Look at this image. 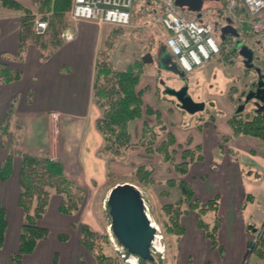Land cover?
<instances>
[{"label":"crops","instance_id":"0c3cea01","mask_svg":"<svg viewBox=\"0 0 264 264\" xmlns=\"http://www.w3.org/2000/svg\"><path fill=\"white\" fill-rule=\"evenodd\" d=\"M19 1L26 8L37 12L34 5L30 4V0ZM21 14L20 11L0 6V61H5L23 73L22 79L16 83L4 84L0 81V121L5 118L10 110L11 101L15 99L14 114L24 120L25 126L23 148L32 152L47 151L53 159L61 160L68 177L88 191L95 186L102 187L108 178V165L106 160L99 156L103 138L97 129L96 121L101 111L93 102V90L96 61L103 45L104 28L94 22H76L71 31L74 38L66 40L47 60L42 59L41 51L35 44L28 46L24 60H6L2 55L16 56L19 52ZM156 82V79L152 83L147 82L142 76L138 89L144 91L145 103L161 113L164 127L176 135L179 148H186L179 143L180 137L172 127V120L179 115L177 103L161 96ZM232 113L228 114L222 132L229 137L233 134L228 123ZM144 119L151 124L156 123L154 116H146ZM142 125L143 120L130 125L135 143L142 137ZM209 125L210 123L206 124V129L210 128ZM52 138L56 139V142L53 143ZM223 138L211 129L204 133L202 138L204 140H199L198 137L195 142L209 150L217 148L218 169L213 177H208L207 169L211 167L210 165L206 167L207 163L204 160L194 162L185 179L192 184L196 197L202 200L210 199L217 194L221 197L219 215L222 226L218 239L226 247L227 254L222 258L217 251L212 250L217 254V264H258L261 260L255 254H248L254 234H249L247 226L250 225L254 231L261 230L248 222V214L254 202L248 203L245 209L241 207L248 193L254 198L251 181L248 184L245 175L249 163L237 159L240 155L237 142L242 137L231 138L228 142H224ZM243 151L254 152L251 149ZM243 151L240 150V153ZM8 153L9 147L2 145L0 135V167ZM141 164L150 165L144 161L139 165ZM111 166L115 171L118 163L114 162ZM198 166H201V170ZM21 167L22 158L17 155L12 177L8 181L0 179V200L7 211L8 220L6 240L0 249V264H18L12 261V255L19 250L24 218L23 210L19 206ZM160 169L161 167H157L154 175H159ZM172 189L177 190L174 193L178 197L180 194L178 188ZM62 202L61 195L52 196L48 211L40 220V224L47 227L50 234L47 239L40 241L35 251L25 256L20 264H81V260L86 259L87 250L80 242V227L74 225L82 221L75 215L61 213L59 208ZM190 218L193 225L196 224L197 236L192 242L184 245L183 254H191V248L198 244L203 245V249H212L210 242L198 228L194 216ZM86 223L91 224L88 221ZM61 234L68 235V240L62 241ZM204 262L210 264L206 259Z\"/></svg>","mask_w":264,"mask_h":264},{"label":"trees","instance_id":"16d2710c","mask_svg":"<svg viewBox=\"0 0 264 264\" xmlns=\"http://www.w3.org/2000/svg\"><path fill=\"white\" fill-rule=\"evenodd\" d=\"M72 1L43 0L40 10L34 12L26 8L19 0H0V6L22 13L18 55L5 54L2 57L6 60L22 61L28 46L35 44L40 49L43 60L50 58L64 44L63 34L65 31L72 27L70 21L68 24V18L66 17L72 6ZM156 5L138 1L134 8L133 19L139 17L144 10ZM38 13L44 14L41 20H47L48 22L46 33L52 31L55 35L48 46L42 41L40 43L33 42L34 38L37 40L43 38L42 35H37L34 29ZM243 16L245 17V15ZM241 27L253 31L250 25L244 23L236 27L237 35L226 34L224 37L219 35L221 45L219 59L230 66L236 64L237 58H244L242 52L245 45L240 50L238 49L240 43L245 40L240 35ZM146 64L142 58H139L126 63L122 68H115L107 53H99L96 61L93 90V102L101 111V115L96 121L97 129L103 138L99 156L106 160L108 168L114 162L125 161L136 149H145L150 155L160 156L162 162L169 164L173 171L179 175V178H170L166 181L167 186L178 188L180 193L175 203H168L164 206L165 212L170 216L167 228L173 234L183 237L186 234L184 217L193 215L198 228L204 233V237L210 242L212 249L217 251L223 258L225 247L218 239V233L222 226V219L219 215L220 195L217 194L210 199L202 200L196 197L192 184L185 179V175L190 172L192 164L204 160L202 147L199 145L194 149L179 148L175 134L167 131L164 127L161 113L145 103L144 91L139 90L138 86L144 75ZM256 72L264 82L262 69L258 68ZM246 74L249 73L246 72ZM22 76L23 73L20 70L12 68L5 61H0V81L2 83L9 84L20 81ZM253 81L259 83L255 77ZM246 98L243 100H246ZM15 101V99L11 101L9 112L0 121L2 145L9 147L8 156L0 167V179L8 181L12 177L15 157L20 156L22 167L19 179L21 187L19 206L23 210L24 218L19 250L12 255V261L20 264L24 257L32 254L38 243L47 239L50 234V230L42 226L40 220L47 213L52 196L55 194L61 195L63 202L59 208L60 212L74 216L85 200L86 191L68 177L61 160L53 159L47 151L32 152L24 149L22 146L24 131H22L23 136L21 138H15L17 132L15 133L13 124L20 123L22 125L21 129L24 130L21 118L16 117L14 114ZM262 101L264 103V100ZM146 116H154L156 123L151 124L145 120ZM138 120H143L142 137L135 143L130 125ZM228 123L233 130V134L229 138L224 137V142L240 136L264 140V105L254 108L251 113H245L244 110L236 108ZM4 134L11 136L9 146ZM154 173V168L146 164L138 165L135 169L139 181L148 185L159 182L154 178ZM254 200L253 195L248 193L246 200L241 205L242 209H245L248 203L254 202ZM209 213L215 215L212 222L206 221V215ZM74 225H77V223ZM79 227L81 230L80 242L95 257L96 264H123L121 260H116L107 255L102 234L93 230L89 224L83 223ZM247 229L249 232L253 231L250 225L247 226ZM7 230V211L0 200V249L4 246ZM68 238L69 236L66 234L60 235L62 241H67ZM106 240L105 243L110 244L109 239ZM117 242L120 243L118 240ZM125 252L129 254L126 249ZM248 254H255L261 260L258 264H264L263 231L259 229L254 231ZM81 264H88V262L83 258ZM139 264H154V261L139 259Z\"/></svg>","mask_w":264,"mask_h":264},{"label":"rangeland","instance_id":"374dc122","mask_svg":"<svg viewBox=\"0 0 264 264\" xmlns=\"http://www.w3.org/2000/svg\"><path fill=\"white\" fill-rule=\"evenodd\" d=\"M42 1L43 0H30V4L32 3L34 9L38 11L40 10V5L43 3ZM222 7L225 8V0L206 1L201 18L202 20L214 23L216 29L215 36L219 42L220 28L226 25L221 15ZM155 9L156 8L153 6L152 8L149 7L148 10H144V12L141 13L139 17L134 18L131 25L127 27L106 24L101 25L104 28V32L102 33L104 38L103 45L98 55L100 52L107 53L115 68H122L126 63L142 58L148 52H151L156 57L159 56L160 51L165 47V35L167 33L159 22H157L156 14L154 13ZM70 10L66 17L68 18V24L70 21L71 26H73L75 22L70 17ZM36 16L37 20H41L44 14L41 15L38 13ZM189 16L194 18L197 15L190 13ZM248 25H250L253 31H251V29L245 30L242 27L240 28V35L243 36L245 40L240 43L238 49L240 50L245 44L247 48L250 49L248 51V56L251 52L253 54L252 60L246 58L244 62V59L239 57L237 58L236 64L230 66L225 64V61L222 59L220 60L219 56H216L204 65L198 67L194 72L187 74L188 79L191 81V95L197 101H205L206 108L203 111L191 114L177 107L179 115L172 120V127L176 130L178 137H180V142H178L185 145L186 148L194 149L199 146L195 143L198 137L200 138L199 140H204L202 139L204 133L211 129L220 134L221 138H229L227 134L222 133L224 132L223 127H225L226 118L228 114L234 112L236 108L241 107L242 103L246 104V106L244 105L245 113H251L253 111L254 104L252 102L247 104L246 101L249 99L241 100L246 98V94L242 96L241 92L242 90H247L248 87L246 84L249 82L251 83L254 77L259 83L262 81L256 69L261 68L264 73V30L263 28H259L258 31H256L254 24L249 23ZM234 26L239 27L241 25L234 24ZM117 28L118 30H116ZM69 31H72V27L69 28ZM54 36L55 35H53L51 31V33L48 32L42 35L43 38L41 39L37 40L34 38L33 42L40 43L42 41L48 46L54 39ZM249 63L253 64L251 69L247 66ZM246 72L249 74H246ZM143 77L147 82L151 83L156 79V85L160 89L159 94L165 99L177 103L175 97L165 93L166 89H177L180 86V81L176 74L161 70L155 63H150L146 64ZM90 119L91 118H89V120ZM21 121L24 125V120L22 118ZM207 123H210L209 129H206ZM13 125L15 126L13 127L15 133L17 132L15 138H21L23 136L22 131H24L25 134V130H23V128L21 129L22 125L20 123H15ZM214 126L216 129H214ZM201 129L202 133H200ZM4 135L7 144H9L11 136L8 134ZM241 137L242 138L237 142V149L240 155H238V152L236 155H238L237 159L240 161L246 162L247 164L249 163L246 167L245 175L247 176V183L249 184L251 181V192L254 194L255 198L254 204L251 206L250 213L248 214V222L251 225L254 224L264 232V140L249 136ZM52 139L54 143L56 139ZM200 146L202 147L205 163H207L205 166L208 167L207 165H210L211 167L207 169L208 177L212 178L218 169V161L216 158L218 150L217 148L215 149V147L209 150L206 149L204 145ZM246 149L254 150V152H244L243 150ZM240 150L243 151L242 154ZM135 160L137 162H133ZM142 161L150 163V166L153 167L154 170H156L157 167H161L159 170L161 171L160 174L154 175V178L159 181L158 183L156 182L148 185L139 181L135 174V169ZM117 163L118 168L115 169V171L112 170V166L108 168V172H111V174L108 173V178H106V184H104V186L99 188L95 186L94 188H89V191L87 188L83 187L86 191V196L80 210L75 213V216L82 221L80 223L76 222L77 226L83 223L88 224L86 223L87 221L90 222L91 224L89 225L92 229L103 235L102 238H104V247L105 252L107 251V255L116 260H121L123 264H130L120 252L116 251L115 245L111 241V216L107 204L108 195L116 184L130 182L135 184L142 191L150 209V216L153 221L156 222L162 236L161 243L163 245V250L158 251L165 253H155L154 264H204V259L208 260L210 264H217V254L212 252L213 249H203L204 247H202L203 245L201 244L193 247V249L191 248L192 255L183 254L184 245L186 246L188 242H192V239L197 236L195 234L196 224L193 225L192 219L190 218L193 215L184 217L183 221L185 223L186 234L183 237L173 234L167 228L170 216L165 212L164 206L168 203H175L179 197H176L174 193V191L176 192L177 190L172 189L166 184L167 179L171 177L179 178V175L173 171L170 165L163 163L160 156L148 154L145 149H136L125 161ZM198 169L201 170V166H198ZM205 178H207V176ZM80 217H83V219ZM214 217V213H209L206 215V221L212 222L214 221ZM198 231L200 230L198 229ZM250 233L254 234V230L249 232V234ZM107 238L110 241L108 245L105 243ZM204 241L207 240L204 239ZM226 250L225 247L224 257H226L227 254ZM85 257L89 264H96V259L90 252L87 251Z\"/></svg>","mask_w":264,"mask_h":264},{"label":"built area","instance_id":"2783aa9c","mask_svg":"<svg viewBox=\"0 0 264 264\" xmlns=\"http://www.w3.org/2000/svg\"><path fill=\"white\" fill-rule=\"evenodd\" d=\"M138 1L157 4L154 8L157 22L165 29V44L176 59L180 69L186 74L194 72L221 52L220 42L215 36V25L202 17H190L188 12L176 5L175 0H73L70 17L76 23L80 21L94 22L98 25H114L127 27L133 20V12ZM245 15V17L243 16ZM224 20L231 19L234 24L252 23L264 30V0H225L222 12ZM35 33L43 35L48 29L46 20H37ZM66 40L74 38V34L67 30L63 34ZM146 212L156 227L157 234L152 246V253L164 254L158 251L156 241H161L159 227L150 216V209L145 202ZM116 251L120 252L130 264L131 258L139 262V258L129 255L125 248L119 245L113 235H110Z\"/></svg>","mask_w":264,"mask_h":264},{"label":"water","instance_id":"95a60500","mask_svg":"<svg viewBox=\"0 0 264 264\" xmlns=\"http://www.w3.org/2000/svg\"><path fill=\"white\" fill-rule=\"evenodd\" d=\"M206 1L220 0H175L176 5L182 9L192 13L200 14L203 10ZM226 34L237 35V28L228 19L227 25L222 29V37ZM243 50L242 55L249 60H252V52L248 56ZM147 64L155 61L154 55L151 52L146 53L142 57ZM246 61V60H245ZM247 66H252L247 65ZM158 67L178 75L185 82L180 89L169 88L165 90L166 94L174 96L177 99L178 106L191 114L203 111L206 108L205 101H196L191 94L188 93L189 79L186 73L180 69L179 65L170 56L166 47L159 53ZM259 87L263 88L264 82L259 83ZM253 98L252 96L248 99ZM262 100H264L262 98ZM244 107H241L242 109ZM109 213L111 216L112 230L120 244L133 255H137L145 261H155L152 253V246L157 234V229L152 225L145 209V199L139 188L130 182L118 183L110 191L108 195Z\"/></svg>","mask_w":264,"mask_h":264},{"label":"flooded vegetation","instance_id":"af4514ba","mask_svg":"<svg viewBox=\"0 0 264 264\" xmlns=\"http://www.w3.org/2000/svg\"><path fill=\"white\" fill-rule=\"evenodd\" d=\"M227 25V24H226ZM225 25V26H226ZM225 26H223V27H221L220 28V33H219V35H222V29L225 27ZM245 45V44H244ZM246 46V45H245ZM247 47V46H246ZM246 52H247V49H244ZM248 50H250L249 48H248ZM252 56H253V54H252ZM154 58H155V61L153 62V63H155L157 66H158V58H159V56H154ZM173 58V60H175L174 59V57H172ZM253 58V57H252ZM250 65H252V63H250ZM251 67L252 66H250V69H251ZM162 70V69H161ZM165 71V70H164ZM178 76V75H177ZM178 79H179V81H180V86L177 88V90H180L183 86H184V84H185V82L183 81V79L182 78H180L179 76H178ZM189 81V89H188V93L189 94H191L190 93V86H191V81L190 80H188ZM246 86L248 87L247 88V90H242V92H241V95L242 96H244L245 94H246V100L248 99V97L250 96H252L253 98H250L249 100H247L246 102H247V104L248 103H250V102H252L253 104H254V108H257V107H260V106H263L264 105V103H263V101H262V98L264 99V92H263V88H260L259 87V84L258 83H256V82H254V81H252L251 82V84H250V82L249 83H247L246 84ZM174 97V96H173ZM243 99H245V98H243ZM243 99H241V100H243ZM177 100V99H176ZM197 101V100H196ZM246 106V104H242L241 105V107H244V108H242V110H244L245 109V106ZM241 107H238V108H241ZM237 108V109H238Z\"/></svg>","mask_w":264,"mask_h":264},{"label":"bare ground","instance_id":"6f19581e","mask_svg":"<svg viewBox=\"0 0 264 264\" xmlns=\"http://www.w3.org/2000/svg\"><path fill=\"white\" fill-rule=\"evenodd\" d=\"M156 247H157V249L158 250H160V251H162L163 249V245H162V243H161V241H156ZM131 262L134 264H136V260L134 259V258H131Z\"/></svg>","mask_w":264,"mask_h":264}]
</instances>
